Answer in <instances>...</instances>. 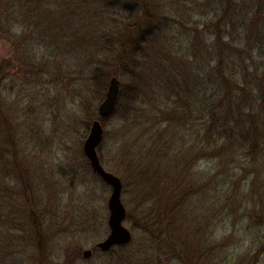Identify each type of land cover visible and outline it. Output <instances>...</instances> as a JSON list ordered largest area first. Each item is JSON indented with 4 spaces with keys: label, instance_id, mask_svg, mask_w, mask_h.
<instances>
[{
    "label": "rangeland",
    "instance_id": "obj_1",
    "mask_svg": "<svg viewBox=\"0 0 264 264\" xmlns=\"http://www.w3.org/2000/svg\"><path fill=\"white\" fill-rule=\"evenodd\" d=\"M125 1L131 0H40L39 7H48L45 13H51L57 21L78 15L75 28H86L93 37L78 44L73 38L67 39L69 29L74 27L69 20L63 26L65 30L45 31L48 44L37 37L30 55L25 54L23 46L0 44L2 49L9 46L7 56L16 64L11 66L14 79L3 89L0 116V264H118L114 253L96 248L110 233L108 199L112 192L84 152L96 119L104 128L98 153L104 167L122 180V201L127 209L124 223L135 242L144 238L138 228L150 225L159 234L148 235L151 242L158 244L167 237L165 244L180 247L177 252L162 247V252L153 257L154 264L159 260L162 264H180L191 230L194 237L188 243V254L195 256L192 264L221 261L215 255L219 243L212 236L217 230L214 200L198 208L179 203V188L171 187L169 180L172 163L159 156L156 148L154 153L147 114L153 104H162L159 94L166 90L163 86L174 81L165 75L159 77L161 72L156 68L160 60L174 56L177 65L192 58L207 61L222 43L226 51L236 46L239 61L247 57L251 62L264 63V53L259 49L264 48V0H138L146 14L141 26H149L155 33L144 40L136 59L139 64L125 67L120 60L121 44L115 47L100 99L101 89L92 75L102 55H108L109 42L102 33L111 31L117 38L126 35L128 26L122 21V14L128 13L123 7ZM27 26L23 34L32 36ZM168 45L173 46L174 55L167 50V55L158 52ZM193 51L198 53L197 58ZM133 68L145 74L141 84L147 87L142 92L143 101L136 105L139 120H144L143 126L137 127L127 124L122 110L104 117L99 114L110 78L117 76L121 86L135 82L133 78L141 77L130 73ZM212 165L204 161L198 169ZM245 179L249 193L260 187H251L249 176ZM253 208L254 202H250V212ZM176 219L177 231L165 233L168 222L173 220L176 226ZM243 222L245 227L253 220ZM156 223L162 227L157 229ZM232 225L229 221L226 226L231 229ZM250 229L248 234L253 236L255 228ZM209 247L211 251H207ZM85 249L93 250L91 257L84 258Z\"/></svg>",
    "mask_w": 264,
    "mask_h": 264
},
{
    "label": "trees",
    "instance_id": "obj_2",
    "mask_svg": "<svg viewBox=\"0 0 264 264\" xmlns=\"http://www.w3.org/2000/svg\"><path fill=\"white\" fill-rule=\"evenodd\" d=\"M39 4L40 0H0V44L12 43L17 45L16 48L23 46L25 54L30 55L36 46L32 42L37 37L45 44L49 43L50 39L47 40L45 31L52 30L55 33L64 29L67 21L72 20L73 24L80 20L78 15H71V18H60L57 21L51 13H45L49 11L48 7L44 9ZM123 7L128 11L122 14V21L128 26L125 29L126 35L117 38L110 34L111 31L102 33L103 39L109 42L108 55H102L92 75L101 89V94L98 93L100 99L104 96L102 89H105L110 75L106 67L115 54V47L121 44L120 60L125 63V67L133 63L139 64L136 59L144 40L155 33L151 27L141 26L146 14L145 6L140 1H125ZM70 25H66V29ZM26 26L30 27L32 36L26 37L23 34ZM73 26L69 29L67 39L73 38L78 44L79 40L93 37L91 33H86V28H75V24ZM120 34H123L122 31ZM55 39L59 40L58 37ZM57 44L59 45L58 41ZM77 47L78 45L75 50ZM218 49L219 51L211 52L207 61L200 62L192 58L177 65L174 64V56L170 60H160V66L156 68L161 72L159 77L165 75L174 81L163 86L166 90L163 95L159 94L162 104H153L154 107L147 114L151 139L154 141L152 148L154 153L156 148L159 156L171 161L170 185L179 188L177 197L180 204L187 203L198 208L197 206L204 207L210 200H214L216 205L213 203V206L216 209L213 217L217 230L212 231V236L219 243L215 254L221 260L219 264L222 261L232 264H264V63L251 62L247 57L237 60V48L234 45L226 51L220 43ZM259 49L264 53L263 47ZM165 50L171 56L175 54L173 46L169 45L159 48L158 52L167 55ZM7 51L9 46L7 49L0 48V116L3 112V89H6L8 81L14 79V67L11 66L16 65L13 63L14 59L7 56ZM193 55L198 57V53L194 51ZM130 73L141 78H133L135 82L121 86L119 100L112 113L122 110L127 124L143 126L144 120H139L136 105L143 101L142 92L147 88L141 84L145 74L140 70L138 72L136 68ZM198 160V167L204 161H211L213 165L198 169L195 166ZM210 171L213 172L211 177ZM248 176L252 180L251 187L260 186L250 193L247 188ZM244 177L247 181H243ZM2 179L0 169V183L3 182ZM1 197L0 189V200ZM250 202H254L253 212L248 209ZM158 209L160 205L157 201ZM205 216L207 217V213ZM248 218L253 222L243 227V221ZM229 221L233 224L231 229L226 226ZM172 223L173 220L168 222V227L164 228V231L167 229L165 233L171 235L177 231V219L176 226ZM155 225L157 229L160 226L157 223ZM253 227L255 234L250 236L248 231ZM139 229L143 230L141 236L144 238L141 242H135L136 238H132L128 244L115 246L104 253H114L118 264H154L153 259L162 252V247L174 252L180 250V247L171 242L165 244L167 237H163L158 244L151 242L148 235L159 234L150 225H143ZM193 237L194 232L191 230L180 264L194 262L195 256L188 254V243ZM207 251H211V247ZM162 263L159 260L157 264Z\"/></svg>",
    "mask_w": 264,
    "mask_h": 264
},
{
    "label": "water",
    "instance_id": "obj_3",
    "mask_svg": "<svg viewBox=\"0 0 264 264\" xmlns=\"http://www.w3.org/2000/svg\"><path fill=\"white\" fill-rule=\"evenodd\" d=\"M120 91L121 80L117 76H112L105 98L99 105L101 117L108 116L114 111L119 100ZM103 133L104 128L101 120H94L84 143V152L89 159L92 169L112 187V192L108 199L110 233L96 244V248L100 249V251L107 252L114 246L128 244L132 240L133 233L124 223L127 217V209L122 201V180L118 175L104 167L98 153V146L103 139ZM92 254V249H85L83 251L84 258H89Z\"/></svg>",
    "mask_w": 264,
    "mask_h": 264
}]
</instances>
